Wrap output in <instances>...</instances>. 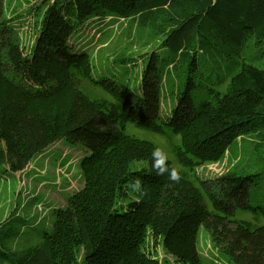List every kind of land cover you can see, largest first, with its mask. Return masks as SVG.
<instances>
[{"label":"trees","instance_id":"1","mask_svg":"<svg viewBox=\"0 0 264 264\" xmlns=\"http://www.w3.org/2000/svg\"><path fill=\"white\" fill-rule=\"evenodd\" d=\"M12 1L0 0V164L17 173L63 138L90 152L80 161L84 185L54 209L51 230L24 250L1 237L0 264H203L205 232L229 264H264V224L236 217L255 207L254 175L198 170L241 135L264 141V68L244 56L264 40V0H36L29 47L10 24ZM109 17L156 42L138 55L136 89L111 72L96 76L90 53L69 45L88 20ZM129 125L168 139L179 182L157 175L159 146ZM137 178L143 195L130 187ZM158 245L173 262L156 255Z\"/></svg>","mask_w":264,"mask_h":264},{"label":"rangeland","instance_id":"2","mask_svg":"<svg viewBox=\"0 0 264 264\" xmlns=\"http://www.w3.org/2000/svg\"><path fill=\"white\" fill-rule=\"evenodd\" d=\"M35 3L36 0H13L12 7L16 13L8 14L10 24L19 31L23 44L28 47L37 35V17L33 14ZM127 21L117 17H109L105 21L92 18L69 40V45L90 53L96 76L111 72L117 80L127 81L131 88L136 89L144 67L143 58L138 55L146 57V52L154 48L156 42L147 44L148 36H135V28L128 29ZM130 31L132 33L128 35ZM127 49L129 50L126 51ZM124 52L126 55L137 56L135 62L129 65L115 62L116 57ZM244 56L248 62L264 68V40L261 43H248L244 48ZM224 74L225 67L217 70L214 77ZM82 86L91 96L101 92L85 81ZM128 131L137 137L153 141L165 152L168 149V139L165 136L133 125H129ZM252 134L239 136L230 145L223 159L206 163L198 170L200 175L213 177H219L230 169L253 174L248 200L255 207L248 210L238 208L236 217L264 224V212L259 208L264 205V141ZM259 140L263 146L259 145ZM89 152L83 144L63 138L38 154L17 173L11 172L5 164H0V239L5 237L7 244L17 250L38 244L44 231L52 228L54 209L64 207L68 197L83 187L80 161ZM133 198V194H130L125 202L132 201ZM199 250L203 264H229L219 256L206 232L199 236ZM154 251L160 259L173 262L172 257L167 256L160 245Z\"/></svg>","mask_w":264,"mask_h":264},{"label":"clouds","instance_id":"3","mask_svg":"<svg viewBox=\"0 0 264 264\" xmlns=\"http://www.w3.org/2000/svg\"><path fill=\"white\" fill-rule=\"evenodd\" d=\"M151 155L153 159V168L157 172V175L167 174L170 180L174 182L180 181L182 169L175 165L169 166V156L162 148L156 147ZM130 187L134 191L141 192L143 195L142 181L139 178H137L134 183H130Z\"/></svg>","mask_w":264,"mask_h":264},{"label":"built area","instance_id":"4","mask_svg":"<svg viewBox=\"0 0 264 264\" xmlns=\"http://www.w3.org/2000/svg\"><path fill=\"white\" fill-rule=\"evenodd\" d=\"M201 170H203V168H201ZM200 172V171H199ZM202 174V173H201Z\"/></svg>","mask_w":264,"mask_h":264}]
</instances>
